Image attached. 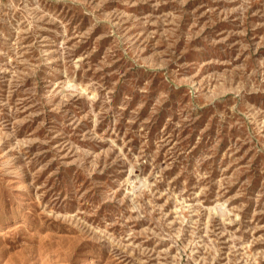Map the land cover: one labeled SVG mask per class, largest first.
<instances>
[{
    "label": "rangeland",
    "instance_id": "obj_1",
    "mask_svg": "<svg viewBox=\"0 0 264 264\" xmlns=\"http://www.w3.org/2000/svg\"><path fill=\"white\" fill-rule=\"evenodd\" d=\"M0 264H264V0H0Z\"/></svg>",
    "mask_w": 264,
    "mask_h": 264
}]
</instances>
